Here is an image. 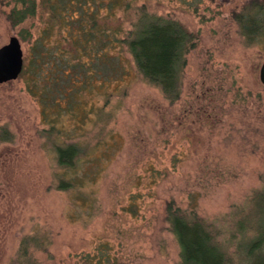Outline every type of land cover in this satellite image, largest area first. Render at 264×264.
I'll return each mask as SVG.
<instances>
[{"label": "rangeland", "instance_id": "rangeland-1", "mask_svg": "<svg viewBox=\"0 0 264 264\" xmlns=\"http://www.w3.org/2000/svg\"><path fill=\"white\" fill-rule=\"evenodd\" d=\"M35 1L36 16L12 27L15 2L0 0V47L17 37L23 68L45 26ZM125 1L196 35L180 98L168 103L118 47L110 54L122 72L79 77L69 111L61 102L42 117L23 73L0 85V127L13 136L0 142V264H19L28 237L37 239L28 247L35 264H83L101 249L102 264H180L169 205L202 220L229 264L247 263L237 244L264 227V38L248 45L240 35L235 16L247 0ZM113 11L114 24L130 29L120 7ZM73 28L54 27L49 43L66 45ZM50 124L60 130L51 137ZM51 139L79 147L73 170L59 169ZM64 177L74 187L57 190Z\"/></svg>", "mask_w": 264, "mask_h": 264}, {"label": "trees", "instance_id": "trees-1", "mask_svg": "<svg viewBox=\"0 0 264 264\" xmlns=\"http://www.w3.org/2000/svg\"><path fill=\"white\" fill-rule=\"evenodd\" d=\"M14 2V7L7 15L12 27L36 16L35 0ZM89 2L90 0L38 2V15L43 12L46 15L45 26L30 49L22 73L28 81H33L27 90L38 98L42 117L47 118L49 111L58 110L61 102L66 104V111L70 110L72 90L75 83L80 82L79 77L91 79L89 72L93 71L101 73L109 81L122 72V60L117 55L110 54L116 47L131 57L137 73L147 84L157 88L168 103H176L181 95L186 56L195 49L196 35L176 20L150 14L144 6L133 8L125 0H106L96 6ZM67 4L73 7L62 12L61 9L67 8ZM119 7L130 22V29L125 31L120 24H114L113 10ZM101 9L105 13L100 17ZM235 17L240 35L248 45H257L264 38V0H247ZM62 24L73 25L76 32L70 29L68 37H64L66 45H60L58 49L49 42L54 27ZM86 24H89L88 29ZM27 36L29 37L28 34ZM22 39L25 40V36ZM43 72L45 73L41 77ZM41 82L43 88L40 87ZM57 132L60 130L50 124L47 131L49 137ZM12 140V134L5 127H0V142ZM49 141L59 169L63 172L73 170L79 157V147L56 139ZM72 187L73 181L65 177L60 178L57 184V190H70ZM166 212L170 231L179 247L180 264H229V258L221 244L215 240L202 220L192 214L182 216L172 205L167 207ZM261 213L264 216V207ZM32 242L37 243V239H22L19 264H35L28 253ZM237 251L244 255L246 264H264V227L261 232L255 231L249 237L242 238L237 244ZM82 260L83 264H102L107 258L101 249L100 256L87 254Z\"/></svg>", "mask_w": 264, "mask_h": 264}, {"label": "water", "instance_id": "water-1", "mask_svg": "<svg viewBox=\"0 0 264 264\" xmlns=\"http://www.w3.org/2000/svg\"><path fill=\"white\" fill-rule=\"evenodd\" d=\"M23 51L17 37H10L0 47V85L15 81L23 70ZM259 82L264 86V59L259 68Z\"/></svg>", "mask_w": 264, "mask_h": 264}]
</instances>
